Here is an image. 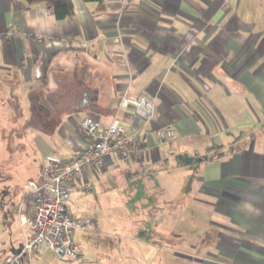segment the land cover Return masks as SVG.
Segmentation results:
<instances>
[{"label": "crops", "instance_id": "obj_1", "mask_svg": "<svg viewBox=\"0 0 264 264\" xmlns=\"http://www.w3.org/2000/svg\"><path fill=\"white\" fill-rule=\"evenodd\" d=\"M71 3L73 15L58 19L43 2L16 10L11 0H0V114L19 119L15 128L33 129L27 148L37 167L28 180L47 158L80 154L83 117L93 116L107 128L118 116L144 142L145 156L140 161L110 156L103 169L87 171L85 181L74 183L72 196L92 191L97 198L117 186L105 177L109 170H132L128 192L146 195L152 205L147 208L175 213L171 197L161 194L170 196L174 182L184 208L210 216L204 224L210 226L211 251L193 258L195 264H264V1ZM125 91L154 101L151 123L132 109L117 113ZM166 126L175 138L156 147L153 130ZM169 157L178 162L166 169ZM156 175L168 180L149 186L146 178ZM25 193L15 205L18 223ZM72 207L67 200L69 214ZM26 214L31 215L29 205ZM94 218V234H102ZM20 234L11 238L15 248ZM9 240L0 263L11 255Z\"/></svg>", "mask_w": 264, "mask_h": 264}, {"label": "rangeland", "instance_id": "obj_2", "mask_svg": "<svg viewBox=\"0 0 264 264\" xmlns=\"http://www.w3.org/2000/svg\"><path fill=\"white\" fill-rule=\"evenodd\" d=\"M3 117L0 114V260L7 251L3 243L9 235L8 225L11 226L12 236L17 233L23 235L15 216V205L27 191L26 182L28 178L34 177L33 172L37 167V163L30 159V148H27L33 129L26 133L25 129H18L12 125L13 122L16 125L19 119L8 121ZM177 162L176 158L169 157L162 166L169 169ZM176 173L174 172L173 175ZM103 175L99 174V177ZM132 176V170L122 169L121 173H113L109 170L105 177L110 184L114 182L111 186H117L113 190L98 193L97 198L92 191L80 194L78 197L72 196V191L69 193L68 202L73 204V207L69 208L70 214L84 217L82 221L89 219L94 222L96 217L98 228L102 233L94 234L98 230L95 223L91 232L74 231L73 241L84 253L81 260H58L52 253L47 252L38 257L37 261L34 259L29 262L26 258L25 263L125 264L124 260H129L126 258L132 256L130 263L127 264H195L196 259L193 258L204 257L202 252L205 250L211 251L210 230H208L210 226L204 224L210 220V216L205 211H195L187 206L184 208L186 201L179 200V191L176 189L179 190V185L172 184L174 182L170 184L173 187L170 196L161 192L164 197L165 195L171 197V204L178 208L175 213L171 208L165 209L166 213H171L166 215L163 210L147 208L152 205L147 201L146 195L136 198L135 194L128 192V189L132 188L133 181L129 180ZM164 177V175L149 176L146 180L150 182L149 186L155 187V184L162 186L168 180ZM154 204L160 205L161 202ZM157 222H160L159 226ZM157 232L162 235L160 239L157 238L159 234ZM98 244L102 247H97ZM200 245L208 247L203 249ZM112 248L119 252H111ZM105 258L108 260H103Z\"/></svg>", "mask_w": 264, "mask_h": 264}, {"label": "built area", "instance_id": "obj_3", "mask_svg": "<svg viewBox=\"0 0 264 264\" xmlns=\"http://www.w3.org/2000/svg\"><path fill=\"white\" fill-rule=\"evenodd\" d=\"M132 109L144 123H151L156 115V105L152 99L140 95L132 97L125 91L117 104V113ZM85 143L77 157L59 159L49 157L35 179H29L24 200L18 207V220L23 231L22 247L18 255H9L0 264H25L50 251L58 260L73 259L80 253L74 243V231L89 232L93 220L74 219L66 210L71 187L78 180L85 181L87 171L95 172L106 165L110 156L123 161H140L146 154V146L135 131L129 132L115 116L107 128H102L98 120L90 115L78 124ZM175 138L174 130L161 127L153 130L156 147L170 143ZM83 191L88 190L85 183ZM30 207L31 215L26 214Z\"/></svg>", "mask_w": 264, "mask_h": 264}, {"label": "trees", "instance_id": "obj_4", "mask_svg": "<svg viewBox=\"0 0 264 264\" xmlns=\"http://www.w3.org/2000/svg\"><path fill=\"white\" fill-rule=\"evenodd\" d=\"M13 7L16 10H22L29 8L35 3L43 2L54 11L56 18L64 19L71 17L73 15V6L71 0H11ZM86 2H96L98 7H102V2L104 0H84ZM81 253L73 259H79Z\"/></svg>", "mask_w": 264, "mask_h": 264}, {"label": "water", "instance_id": "obj_5", "mask_svg": "<svg viewBox=\"0 0 264 264\" xmlns=\"http://www.w3.org/2000/svg\"><path fill=\"white\" fill-rule=\"evenodd\" d=\"M22 244H19L16 248L12 247L9 251L11 255H18L21 250Z\"/></svg>", "mask_w": 264, "mask_h": 264}, {"label": "flooded vegetation", "instance_id": "obj_6", "mask_svg": "<svg viewBox=\"0 0 264 264\" xmlns=\"http://www.w3.org/2000/svg\"><path fill=\"white\" fill-rule=\"evenodd\" d=\"M8 228H10V225H8ZM10 232H11V231H10V229H9V234H10V235H8V238H9L10 240H9L8 243H9V245H10L11 248H12V247L15 248V246L12 244V241H11L12 235H11ZM19 244H22V243H18V245H19ZM11 248H10V249H11Z\"/></svg>", "mask_w": 264, "mask_h": 264}]
</instances>
